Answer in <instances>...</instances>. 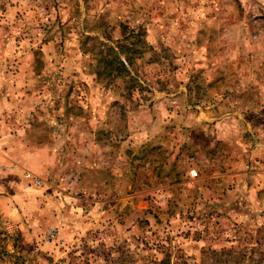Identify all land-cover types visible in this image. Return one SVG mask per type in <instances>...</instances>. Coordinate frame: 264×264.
I'll list each match as a JSON object with an SVG mask.
<instances>
[{"label": "rangeland", "instance_id": "obj_1", "mask_svg": "<svg viewBox=\"0 0 264 264\" xmlns=\"http://www.w3.org/2000/svg\"><path fill=\"white\" fill-rule=\"evenodd\" d=\"M1 1L50 103L0 264H264V0Z\"/></svg>", "mask_w": 264, "mask_h": 264}, {"label": "crops", "instance_id": "obj_2", "mask_svg": "<svg viewBox=\"0 0 264 264\" xmlns=\"http://www.w3.org/2000/svg\"><path fill=\"white\" fill-rule=\"evenodd\" d=\"M1 2L3 3V0ZM3 9H6L7 12L4 14L6 16L4 17L5 19L3 17L0 18V45L4 44L3 39L5 40V44L0 48V56L3 55L2 59H0V71H5L0 77V213L7 212V214L15 215L13 227L19 226L17 228H20L24 225L23 222L18 220V216L25 209L23 207L21 186L25 165L27 169H31L38 174L33 170V167L36 164L35 162L43 156H40L34 147L27 148L29 142L19 136L22 134L31 136L35 133L31 122H26L27 117L32 114V108L37 103H47L49 105L50 100L44 103L35 96L34 92L38 88L43 87L45 78L32 74L31 72L33 71L27 66L16 64L13 68V65L9 66L5 62V51L11 48V45L6 47L10 34L6 29L8 26L7 21L12 17L15 9L12 10L10 5ZM46 69H49L48 63ZM25 72H28V79L25 77ZM47 116H50V113ZM9 118L14 119L17 123L22 121L23 130L22 128L11 130V125L8 124ZM25 151H27L26 154ZM29 174L31 177H35V174Z\"/></svg>", "mask_w": 264, "mask_h": 264}, {"label": "built area", "instance_id": "obj_3", "mask_svg": "<svg viewBox=\"0 0 264 264\" xmlns=\"http://www.w3.org/2000/svg\"><path fill=\"white\" fill-rule=\"evenodd\" d=\"M29 177H31V175L29 174Z\"/></svg>", "mask_w": 264, "mask_h": 264}]
</instances>
